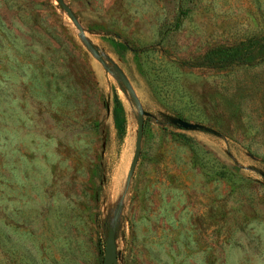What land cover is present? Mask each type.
I'll list each match as a JSON object with an SVG mask.
<instances>
[{
  "label": "rangeland",
  "instance_id": "obj_1",
  "mask_svg": "<svg viewBox=\"0 0 264 264\" xmlns=\"http://www.w3.org/2000/svg\"><path fill=\"white\" fill-rule=\"evenodd\" d=\"M62 1L0 0V264L112 229L117 264H264V0Z\"/></svg>",
  "mask_w": 264,
  "mask_h": 264
},
{
  "label": "water",
  "instance_id": "obj_2",
  "mask_svg": "<svg viewBox=\"0 0 264 264\" xmlns=\"http://www.w3.org/2000/svg\"><path fill=\"white\" fill-rule=\"evenodd\" d=\"M58 3L60 4V6L64 9V11L67 13V15L71 18L72 22L74 24H76V19L73 16L72 12L70 11V9H68L62 0H57ZM78 31L80 34H82V30L80 28H78ZM83 44L88 48V50L91 52V54L94 56V58L96 60H98V62L105 67L109 72L115 73V75L118 77L119 79V83L122 87L123 90L127 91L129 93V95L131 96V98L133 99V101L135 102L136 106L138 108L139 107V102L136 99V97L134 96V92L131 88L130 83L128 82L126 76L124 75V73L122 72V70L107 56L103 55L100 53L99 49L92 46L91 44H89L85 39H83ZM107 64H109L112 69L107 67ZM143 115L144 113L142 111H139L138 114V120H137V126H138V130H137V137H136V141H135V152L127 173V177H126V182H125V187L126 189H128L129 184L131 182V179L133 177L135 168L137 166L140 154H141V142H142V136H143V127H144V123H143ZM176 124H178L181 128L184 129H196L198 128L196 125L193 124H189L183 121H177ZM118 261V255H117V249H116V234H115V230H110L108 232V236L105 242V255H104V262L103 264H117Z\"/></svg>",
  "mask_w": 264,
  "mask_h": 264
},
{
  "label": "trees",
  "instance_id": "obj_3",
  "mask_svg": "<svg viewBox=\"0 0 264 264\" xmlns=\"http://www.w3.org/2000/svg\"><path fill=\"white\" fill-rule=\"evenodd\" d=\"M180 22H178L175 26V29H177L180 26ZM229 64H240V63H245V58L243 55H234L230 60H228Z\"/></svg>",
  "mask_w": 264,
  "mask_h": 264
},
{
  "label": "bare ground",
  "instance_id": "obj_4",
  "mask_svg": "<svg viewBox=\"0 0 264 264\" xmlns=\"http://www.w3.org/2000/svg\"><path fill=\"white\" fill-rule=\"evenodd\" d=\"M117 187V186H116Z\"/></svg>",
  "mask_w": 264,
  "mask_h": 264
}]
</instances>
